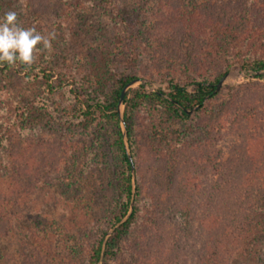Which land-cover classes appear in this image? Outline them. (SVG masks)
I'll return each instance as SVG.
<instances>
[{"label":"rangeland","instance_id":"1","mask_svg":"<svg viewBox=\"0 0 264 264\" xmlns=\"http://www.w3.org/2000/svg\"><path fill=\"white\" fill-rule=\"evenodd\" d=\"M9 10L56 38L31 67L0 75V264H90L97 240L118 222L110 226L122 170L116 126L94 113L85 127L74 100L92 94L104 57L110 70L143 79L129 89L150 92L230 73L187 120L151 100L135 110L138 210L108 262L133 264L130 255L150 243L151 263L173 264L162 249L179 238L188 242L179 264H197L206 236L220 241V181L264 167V73L242 68L264 59V0H0V17ZM205 154L207 164L197 157ZM183 190L197 197L189 203L196 218L206 209L219 223L186 229Z\"/></svg>","mask_w":264,"mask_h":264},{"label":"trees","instance_id":"2","mask_svg":"<svg viewBox=\"0 0 264 264\" xmlns=\"http://www.w3.org/2000/svg\"><path fill=\"white\" fill-rule=\"evenodd\" d=\"M209 24L212 25V22ZM17 66L22 70L27 69L24 65ZM9 67L11 66L0 64V75ZM242 68H251L254 70L263 69L264 59L247 61L243 63ZM94 70L96 88L92 91V94L87 93L86 95H75L74 100L82 112V117L86 121L85 127L87 126V123L90 122V119L88 118L92 117L94 113L99 114L103 120L112 122L116 126V138L114 143L116 149L119 151V163L122 165V170H120V173L118 174L121 180L119 194L114 200L113 209L110 213V226H112L127 212L131 196L130 162L123 146L116 109L122 87L135 77L128 76L122 71L116 72L110 70L107 67L106 57L102 58L99 64L94 67ZM43 78L48 84L49 77L46 73ZM217 81L218 78H216L214 82L193 81L189 84L181 85L178 82L170 80L168 91L166 92L162 89L150 92L147 91L143 85L136 89H128L124 96L123 115L129 136L133 163L135 161V154L132 137V119L135 110L144 100L158 102L164 105L166 111L176 117V119L187 120L192 113L202 110L206 103L215 97L217 93L214 92V89ZM109 82L112 83V87L109 91L105 92V88ZM196 105L198 107L191 113L185 111L192 109V107ZM6 155L7 152H4L3 157ZM197 157L202 163H208L205 161L209 160L207 154ZM220 166L217 167L219 168ZM211 168H213V166H211ZM218 187L219 184L215 186V190ZM186 188H188L186 185L183 186V189ZM194 188H198V184H194L193 189ZM139 193L140 187L138 183L133 211L128 219L120 224V226H118L114 233L109 237L102 264H108V262L115 257V248L118 241L127 234L129 227L134 222L138 210L135 202L137 201ZM182 193L184 194V198L188 201L182 204L179 214L186 219L183 221L186 229L192 227L194 220L199 223L202 229L207 230L208 227L206 226L212 225L213 223L215 224V220L219 223L218 216H216L217 219L212 220V222L211 219H213V215L209 213L204 216V213H206L205 208L209 203V199H207L208 197L205 199L203 195L200 196L201 205L205 207V210L202 209L204 213L201 217L196 218L195 210L193 207H190L189 203L191 204V199L197 197L194 195L189 196V192L186 191ZM219 216L220 241H217V244H215V242L209 241L210 237L206 234L207 238L203 243L201 252L199 253L197 264H264V261H262L264 256V245H260L261 240H264V167L254 169V165L250 164L245 175H242L241 177L239 176V178L231 176L220 181ZM168 233L169 232L161 234L164 241L170 235ZM102 239L103 236L97 240L90 264H96L98 261ZM187 243V241H179V238H176L169 247L166 248V246H164L162 249L163 253L167 252V254H174L173 258H167L164 260L173 261V264H179L181 260H183V256L187 254V251H184V246L187 245ZM142 249H144V251H136L130 255L132 256V263L156 264L151 263L152 260H155V255L157 254H154L152 244L149 243V245H143ZM155 249L157 250V248ZM158 249L159 251L161 250L160 247ZM218 250H220V252ZM159 263L161 264V260Z\"/></svg>","mask_w":264,"mask_h":264},{"label":"clouds","instance_id":"3","mask_svg":"<svg viewBox=\"0 0 264 264\" xmlns=\"http://www.w3.org/2000/svg\"><path fill=\"white\" fill-rule=\"evenodd\" d=\"M55 38L54 32L42 34L35 27H23L17 12L9 10L0 17V64L31 67L41 50L52 51Z\"/></svg>","mask_w":264,"mask_h":264},{"label":"water","instance_id":"4","mask_svg":"<svg viewBox=\"0 0 264 264\" xmlns=\"http://www.w3.org/2000/svg\"><path fill=\"white\" fill-rule=\"evenodd\" d=\"M248 73L249 74H253V75H259V74L264 73V68L263 69H259V70H249ZM229 75H230V73H225L222 77L219 78V80L215 84V89H214L215 93L217 91H219V89L221 88L222 84L229 77ZM142 82H143V79L134 78V79H131L130 81H128L126 84H124V86L122 87V89L120 91L118 102H117V109L116 110H117L119 123H120V126H121L122 139H123L124 148H125L128 160L130 162V168H131V176H132L131 196H130V202H129V209H128L127 213L113 227H111V229L103 237L102 243H101L100 255H99V259H98V263L97 264H101L102 260L104 258V251H105V247H106V242H107L108 236L115 230L116 227H118L120 224L124 223L128 219V217L130 216V214L133 211V199H134V191H135L134 163H133V160H132L131 153H130L128 147H127V132H126V126H125V121H124L122 108H123V103H124V96H125L126 92L128 91V89L131 88L132 86H134L136 84H140ZM197 107L198 106L196 105L192 109L185 110V111L187 113H191L193 111V109H196Z\"/></svg>","mask_w":264,"mask_h":264}]
</instances>
